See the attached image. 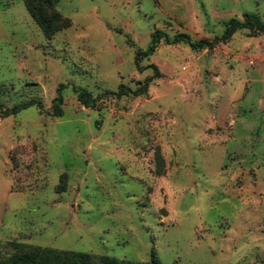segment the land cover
<instances>
[{
    "label": "rangeland",
    "instance_id": "rangeland-1",
    "mask_svg": "<svg viewBox=\"0 0 264 264\" xmlns=\"http://www.w3.org/2000/svg\"><path fill=\"white\" fill-rule=\"evenodd\" d=\"M53 1L70 26L47 38L25 0H0V250L264 264V33L134 61L155 30L212 40L245 13L264 23V0ZM149 64L162 76L145 95L91 109L72 91L134 88ZM31 100L42 109L4 117Z\"/></svg>",
    "mask_w": 264,
    "mask_h": 264
},
{
    "label": "trees",
    "instance_id": "trees-1",
    "mask_svg": "<svg viewBox=\"0 0 264 264\" xmlns=\"http://www.w3.org/2000/svg\"><path fill=\"white\" fill-rule=\"evenodd\" d=\"M25 8L30 17L39 27L45 37H51L58 31L70 26V21L62 17L55 11L53 0H25ZM239 30H247L251 34L264 33V23L254 14H243L242 20L231 18L224 23V30L220 37H215L212 40L199 39L191 40L189 35L178 33L169 36L161 30H155L150 35V42L144 50L135 52V66L140 70L139 61L152 55L160 43L165 45L186 44L191 50L211 49L218 43H224ZM147 68L151 69L152 74L145 77L142 82H137L134 88L120 84L116 91H104L99 97L93 98L92 95L83 88L72 86V91L76 99L85 108H95L97 101L103 96H113L120 99L124 96L138 97L145 95L149 85L153 80L162 76L157 66L149 64ZM66 86L60 84L56 89V96L51 102V114L55 117L62 115V95L61 92ZM35 106L42 109L43 105L40 101H28L12 107L9 111H4L3 115H14L20 110ZM157 162L160 163L161 158L156 154ZM4 251L0 250V264H161L154 253H151V258L146 263L132 262L128 260H120L104 255L96 256L87 253L54 250L51 248L31 247L26 244L9 241L4 245Z\"/></svg>",
    "mask_w": 264,
    "mask_h": 264
}]
</instances>
